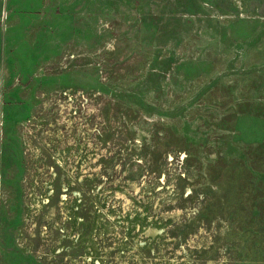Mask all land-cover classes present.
<instances>
[{
    "label": "rangeland",
    "instance_id": "374dc122",
    "mask_svg": "<svg viewBox=\"0 0 264 264\" xmlns=\"http://www.w3.org/2000/svg\"><path fill=\"white\" fill-rule=\"evenodd\" d=\"M0 264H264V0H0Z\"/></svg>",
    "mask_w": 264,
    "mask_h": 264
}]
</instances>
